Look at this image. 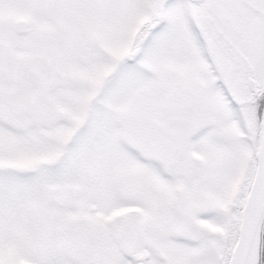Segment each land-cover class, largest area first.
Segmentation results:
<instances>
[{
	"label": "snow or ice",
	"instance_id": "6c2138e0",
	"mask_svg": "<svg viewBox=\"0 0 264 264\" xmlns=\"http://www.w3.org/2000/svg\"><path fill=\"white\" fill-rule=\"evenodd\" d=\"M0 264H264V0H0Z\"/></svg>",
	"mask_w": 264,
	"mask_h": 264
}]
</instances>
